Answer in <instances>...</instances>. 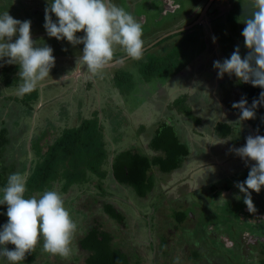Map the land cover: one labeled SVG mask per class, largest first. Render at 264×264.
I'll return each instance as SVG.
<instances>
[{
  "label": "rangeland",
  "instance_id": "374dc122",
  "mask_svg": "<svg viewBox=\"0 0 264 264\" xmlns=\"http://www.w3.org/2000/svg\"><path fill=\"white\" fill-rule=\"evenodd\" d=\"M127 1L113 0V3L124 7L138 21L142 22V39L144 44L149 45L170 32L189 26L194 14L201 11L200 9L204 7L206 0H141L132 7ZM48 2L49 0H0V8H2L0 13L8 11L15 19L30 20L31 36L36 45L50 46L55 57V66L52 68L50 76L42 81L38 87L40 97L36 102L37 104L33 103V105L36 104V108L32 113H27L28 111L22 101L25 96L21 97L17 94V86L20 80L16 78L14 85L6 87L1 79L4 68L0 67V129L7 128L14 137V143L12 140V149L10 150L11 155L21 150L22 146L27 148L21 158L25 163L28 161V166H31L30 161L36 155L33 150H28L33 139H44L42 146L45 150L60 136L65 127H75L84 118L97 117L103 122L105 126L103 136L109 140L112 148H134L143 154L146 150L143 143L147 139L148 133L152 136L153 131L162 126L161 123L165 119L169 117V120H173L171 116L173 114H178V117L175 116L174 118L177 121L178 119L183 121L181 124L185 129L192 126L190 137L193 139H188V143L192 147L200 140H203L202 145L207 147H211L210 144L216 145V138L207 133L211 130V125L214 126L215 124L213 121L215 116H219L217 119L226 118L229 121L233 120L235 116L239 120V109L235 110L232 107L231 110H228L227 107H223L222 110H219L216 109L217 102L221 100V94L222 100L224 99L223 101L230 107V104L240 101L242 97L247 99L246 92L242 91L240 87L244 89L250 87L239 82L234 75L229 77L228 74H225L223 79H218L213 62L229 58L236 46H239L242 57L247 53L248 50L244 46V38L241 35L245 26L242 23V15L243 11L244 15L250 14L252 0H226L224 2L220 0L212 12V16L217 18L219 15V13H215L217 9L220 12L219 17H226L230 11L234 12L228 19L218 18L211 24L206 23L203 26L201 24L192 29L172 34L144 53L141 60H125L119 67L105 68L96 77H91L83 66L77 65V59L82 55V44L73 46L66 40L58 41L56 38H50L47 35L44 28V16ZM167 7L174 8V10H168ZM53 20H56L54 15ZM207 22H210L209 19ZM82 35L83 32L77 33V36ZM213 37H216L215 43ZM121 56L125 55L122 50L117 49L114 60L122 58ZM156 58L161 60L158 72H167L170 68L173 75L163 77L162 75L165 74L158 72L153 76L146 74L145 67ZM15 70L14 75L18 77L19 67L18 69L15 67ZM121 77H124L125 80L121 81ZM222 80L235 84L230 99L228 96H223L225 95L223 90L220 93L219 86L222 84ZM242 84L243 86H240ZM184 95L188 96L187 101L190 108L188 112L184 111L185 114L182 115L180 108L175 106V101ZM170 106L173 109H170ZM195 120L202 122L196 123ZM251 134V132L245 133V138L239 136L240 141L246 143V137ZM230 142L231 140L218 142L217 148L222 150L223 155L214 152L215 156H208L200 161L196 159L195 165L186 171L188 176L172 179L170 183L167 182V186L163 182V190L160 179L155 178L154 189L146 198L138 195L131 186L118 183L113 174L106 171L107 176L103 180L96 175L90 179L89 169H85L84 172L78 171L79 173L73 177L74 179L72 178L70 184V187L76 186L71 193H67L65 188V186H69V184L67 185L69 181L67 174L65 178L59 179L60 181L54 185L51 183L46 189L56 190L62 195L65 207L78 225V229L73 237L70 257L67 259L59 257L62 262H55L54 255L46 253L49 262L46 259L45 261L49 264H85L86 256L80 250L83 253L81 255L76 242L83 238L85 232L89 230L90 225L95 220L92 218L93 216H97L96 218L101 221L105 230H110L114 235L123 237L122 229L115 226L117 223L114 219L106 214L103 215L102 208H99L98 202L103 201L112 204L118 210L126 211L124 213L130 216L129 224L140 225L139 230L141 232L146 229L147 222L150 224L146 229L147 231H151L153 228L156 231L157 225H161L162 233L168 242L165 246V252L164 249L158 251L160 264H175L176 260H179V264H195L193 261L181 260L183 259L182 256L189 257L193 249V246H190L187 241L189 235L186 234L185 228L182 229L188 224L183 223L181 226H177L171 216V206L162 204L173 196L171 198L173 202L170 204L175 206L180 202L177 198L183 197L188 201L187 206H191L188 212L197 214L196 207H201L196 206L198 202H208L211 206H202L203 210H212L217 215V218H214L215 215L210 216L209 221L215 223L216 220H222L225 223L226 232L232 234L236 226V220H233L235 215L231 205L232 200L225 201V203L216 200L210 194L211 184L209 180L211 176L215 180H219V173L225 172L222 174L228 175L230 167H233V175L227 178L233 183L237 181L236 175L246 173L255 162L249 161L246 166L239 156L229 151L230 148H233L229 144ZM239 145L234 147L239 148ZM196 150L199 149L196 148ZM199 151L205 157L204 151ZM221 167L226 168V170ZM227 167H229V171H227ZM68 171L71 172L69 169ZM198 171L204 172L203 178L201 181L198 179L200 182L193 183L190 179L201 174L200 172L194 176ZM18 173L23 175L25 180L30 174L27 170L18 171ZM207 176H209L208 179H205ZM77 177L84 179L81 184H78L79 179ZM185 181L189 185H184ZM224 181L221 179L215 182ZM93 182L101 183L104 195L98 188L94 187ZM174 182L178 183L175 184ZM202 185L205 187L200 189ZM235 189L239 191L237 187ZM164 192H167L168 195ZM239 194L241 193L239 192ZM236 203H238L237 200ZM6 211L7 205H0V213H4L3 217L7 218ZM138 211L145 212L147 217L138 219ZM155 215L157 218H154ZM2 223L5 224V220H2ZM125 224L127 223L125 222ZM246 228L249 229V226L247 225ZM129 229L132 230V228ZM119 240L120 244L127 246L137 243L131 239ZM159 241L157 238L156 242ZM141 242L145 245L149 244L146 236ZM39 245L42 247V240L37 244L35 250ZM214 246L219 248L220 245L216 243ZM7 247L9 248V245ZM207 252H209L210 257L216 256L213 251ZM220 252H224L226 255L233 254V251H226L223 246ZM138 254L142 264L155 262L153 254L145 251Z\"/></svg>",
  "mask_w": 264,
  "mask_h": 264
},
{
  "label": "trees",
  "instance_id": "16d2710c",
  "mask_svg": "<svg viewBox=\"0 0 264 264\" xmlns=\"http://www.w3.org/2000/svg\"><path fill=\"white\" fill-rule=\"evenodd\" d=\"M160 61L159 58L153 59V62L145 67V73L149 76H153L159 71ZM0 64H3L2 67L4 68L1 75L2 81L6 84V87L14 85L13 83L15 79H19V77L14 75L16 71L15 67L18 69V65L6 64L3 61H0ZM170 70L171 69L169 68V71L167 72L161 71L158 73L165 74L162 75L163 77L167 75L171 76L173 74ZM120 80L123 81L125 79L124 77H121ZM234 85L235 84L233 83H227L222 80V84L219 86L220 93L223 90L225 94L223 96H228L230 99L233 94L232 91ZM247 85H249L250 88L244 89L243 87H240V89L246 92L248 106H250L253 99L259 98L260 92L264 91V89L253 87L251 84ZM240 86H243V84ZM24 96L25 97L22 101L28 111L27 113H32L35 110L36 102L40 97V90L37 88L32 93ZM220 98L221 100L217 102L218 108L215 106L216 109L222 110L223 107H227L228 110H231V105L233 104H230L229 107L226 105V102L223 101L224 99L222 100L221 94ZM187 100L188 96L184 95L182 97L180 96L175 101V106L180 108L179 110L182 112V115L185 114L184 111L188 112V109L190 108ZM33 103L36 104L33 105ZM170 109L173 108L170 106ZM255 111L256 115L254 119L245 120L239 123L237 119L229 121L226 118L217 119L219 116H215L213 119L215 124L214 126L211 125V130L207 132L216 138V145L210 144L211 147H208L210 154L214 155V152H219V155L222 153V150L217 148L218 142L221 143L225 140H231L229 143L231 146L234 147L235 145L240 144L239 147H241V145H244L245 139L243 140L244 142H241L239 136L244 137L245 133L251 132L252 136H264V104H261ZM171 116L173 117V120H169L168 117V119H165V121L161 123L162 126H159L153 131L154 135H147V139L143 143L146 148L144 154L143 152H138L134 148H119L121 150L118 148H112V145L108 142L109 140H106V137L103 136L105 128L103 122L97 117L84 118L80 121V124H77L75 127H65L60 136L49 144L45 150L42 146V141L44 139H33L30 148L28 149L30 151L33 150L36 153L32 158V161H30L31 166H28V161L25 163L21 158L27 148L22 146L23 148H21V150L11 155L10 150L12 149V140L14 143V137L10 134L7 128L0 129V188H3L6 185L7 178L10 174L27 170L30 174L26 180V197L39 196L47 186L51 183L54 185L60 181L59 179L65 178L66 174L69 180L67 182V185L69 184V186H65L68 190H66V192L71 193L74 187H76H70L72 178L79 172H84L85 169H89L90 179H92L93 175H96L103 180L107 176L105 171L109 172L110 174H113L118 183L127 185L128 187L131 186L138 195L142 198H146V196L154 189L155 178L160 179L161 189L162 187L164 189L163 182H165L167 186V182L170 183L172 179L183 178V176L189 175L186 171L191 167L190 162L194 156H199L197 159H200L201 157L206 159L208 157L206 153V155L204 154L205 157H203L201 153H193V147L188 143L191 127L185 129L181 124L183 121L181 122L180 119H178V121L175 120L176 118L174 117H178V114H173ZM201 122L202 121H196V123ZM68 169L71 172H69ZM248 172L249 170L244 174H240L236 180L243 182L246 180ZM163 176L165 178H162ZM78 179V184H81L84 180L82 178ZM212 180L214 179H211L210 181ZM174 183L176 184V182ZM92 184L95 188H98L101 191L102 195H104L101 183L97 184L96 182H93ZM218 184V182H215V185H211L213 186L211 189L216 193L214 195L216 198L222 196V191L225 190L221 185L220 186L223 189H220L219 186H217ZM224 185L227 186L226 189H230L232 183L228 180L227 182H224ZM173 189L175 190V188ZM164 193L168 195L167 192ZM171 198H173V196H171ZM171 198L162 205L171 206L172 209V206L174 205L170 204L173 202V199ZM177 199L180 202L175 206L188 205V201L183 197H178ZM100 202H98V204H100L99 208H102L103 215L106 214L114 219L117 223L115 226H119L120 229H122L123 237L121 238L120 235H114L110 230H105L102 227L103 225L101 224V221L96 218L97 216H93L92 218L95 220L90 225L89 230L85 232L83 238L76 242L79 252L81 250L86 256L85 264H142L138 254L141 251L153 254V259L155 260L153 264H160L158 260V251L164 249L165 252V246L168 242L167 238L162 233L163 228L161 225H157L156 231L154 228L151 231H147L146 229L150 226L147 222L146 229L141 232L139 230L140 225L129 224L130 216L124 213L126 211L122 209L118 210L110 203L103 201ZM188 207L189 208L186 212H177L178 210L174 211V221L177 226H181L189 219L190 213L188 211L191 206ZM0 214V225H3L2 220H5L6 223L7 218L5 216L3 217L4 213ZM145 217H147L145 212L142 213L138 211V219H145ZM154 218H157V216L155 215ZM154 218H152V221H154ZM125 222L127 224H125ZM206 227L207 226L200 221L191 229L189 227H182V229L185 228L186 234L190 235V238L187 239L189 245L194 246L191 250V255L189 257L182 256L183 259L181 260L193 261L195 264L202 261L201 264H203L206 261L205 259L211 258L207 251L212 248L203 244L206 238ZM129 228H132V230ZM144 236L149 240V244L147 245L141 242ZM157 238L160 240L158 243L156 242ZM119 239H131L137 243L131 246L122 245L120 244ZM12 248H14V246L9 244V249L11 250ZM82 252H80L81 255L83 254ZM213 253H215V257L221 256L218 260L222 263L224 262V252L213 251ZM45 259L47 261L46 253H42L39 245L37 250L27 254L25 260L21 262V264H49L47 263L49 261L46 262ZM54 261L62 262L59 256H54ZM0 264H8V262L5 259L0 258ZM175 264H179V260H176Z\"/></svg>",
  "mask_w": 264,
  "mask_h": 264
},
{
  "label": "clouds",
  "instance_id": "9594fccd",
  "mask_svg": "<svg viewBox=\"0 0 264 264\" xmlns=\"http://www.w3.org/2000/svg\"><path fill=\"white\" fill-rule=\"evenodd\" d=\"M242 16L245 26L241 35L247 53L242 57L236 46L229 58L214 61L213 67L218 79L225 74L234 75L241 83L264 89V0H252L250 14L244 15L243 11ZM44 20L50 38L66 40L73 46L83 45L77 65L83 66L91 77L98 76L114 60L117 49L129 59L143 58L142 22L113 0H49ZM80 32L83 35L77 36ZM212 39L215 43L216 37ZM0 61L18 65L17 94L21 97L35 91L55 66L53 49L37 46L32 39L31 21L15 19L8 11L0 13ZM261 104L264 91L250 106L244 97L234 102L232 107L240 110L238 123L254 119ZM229 151L246 166L249 161L255 162L246 180L235 184L243 193L247 210L255 213L251 193L259 194L264 187V136L249 135L244 146ZM26 191V180L18 172L10 174L6 185L0 188V205H7V222L0 226V258L8 264H21L42 240V253L67 259L72 254L78 225L65 207L62 195L46 189L39 197H26ZM9 244L14 248L10 250Z\"/></svg>",
  "mask_w": 264,
  "mask_h": 264
},
{
  "label": "flooded vegetation",
  "instance_id": "af4514ba",
  "mask_svg": "<svg viewBox=\"0 0 264 264\" xmlns=\"http://www.w3.org/2000/svg\"><path fill=\"white\" fill-rule=\"evenodd\" d=\"M141 0H128L127 3H129L131 5V7L133 5H137V3H139ZM220 0H213L210 3V0H206L204 3V7L202 9H200V12H197L194 14V17L192 18V22L191 24H193L195 21H198L200 16L203 14L204 10L206 7L207 11L206 13L203 15L202 19H200V21L195 25H201L203 26L206 25V23H213L215 22V20L219 19H228L229 16H231L232 14H234V12L230 11V14L227 15L226 17H219L220 12L217 9V11L215 13H219V15L217 16V18L215 16H212V12L215 10V6L218 4ZM226 0H222V2H224ZM245 6V5H243ZM249 6V5H248ZM246 7V6H245ZM248 8V7H247ZM168 10L172 9L174 10V8H168ZM249 13V12H248ZM211 17V18H210ZM236 17V15H235ZM209 19L210 22H207V20ZM190 24V25H191ZM195 26H193L192 28H194ZM191 28V29H192ZM214 32V30H213ZM153 44V43H152ZM151 43L149 45L144 44V48L151 46ZM154 46L148 48L147 50L144 51V53H146L147 51H149L150 49H152ZM122 58H119L117 60H113L114 61H118V60H122L124 58H127L126 56H121ZM126 60H129V58H127ZM122 63H120L119 65H116L112 68L115 67H119L121 66ZM110 69V68H107ZM235 112V111H234ZM234 119H237L234 116ZM238 121V119H237ZM204 143L203 140H200V142L196 143L195 146H193V153L198 152L199 150H203L204 153L207 154V156H215V155H211L210 152L208 151V147L206 145H202ZM196 148H198L199 150L197 151ZM198 153H201L200 151ZM223 155V153H221ZM199 157V156H198ZM196 156H194L192 158V161L190 162V166L195 165L194 161L198 158ZM204 158H200L197 160H203ZM198 162V161H197ZM223 168V167H221ZM226 170V168H223ZM229 167H227V171ZM188 170V169H187ZM236 170V169H235ZM249 170V169H248ZM201 171H198L194 174L197 175L198 173H200ZM236 172H238V170H236ZM187 173V172H186ZM222 173L225 172H221L219 173V180H215L212 176L210 177L211 179H214L212 181H210L211 185H215V181H220L225 180L224 182H227L229 177H231L233 175V167H230V171L228 173V175H224ZM203 174L204 172H201V174H198V176L194 177V179H190V181L194 182H200L203 178ZM210 175V174H209ZM209 176L205 177V179H208ZM239 177V175H236V178ZM177 179V178H174ZM198 179L200 181H198ZM189 180V179H188ZM179 182V181H178ZM177 182V183H178ZM224 182L219 183L225 190L222 191V196L216 198L214 197V195L216 194L210 186V194L217 200H220L221 197H223V199L221 200L223 203H225V201H231V205L233 206V214L235 215L233 220H236V226L234 231L232 232V234L227 233L226 232V227H225V223L220 220H216L215 223H211L209 221L210 216L215 215L214 218H217L216 212L212 211V210H208V211H204L202 206H211L210 203L208 202H198V204L196 206H201V207H196L197 210V214H189V219L186 221V223L188 224L187 226H184L186 228H193L194 226H196V224L200 221L203 222L207 227H206V238L205 241L203 242V244L205 246H209L213 250L214 252H220L223 246V249L228 250V251H233V254L231 255H226L224 254L223 256H225L224 262H220L218 259L221 258V256H217V257H211L209 259H205L206 261L203 264H264V187H262L261 191L259 194L252 192V199H253V203L254 206L256 208V212L255 213H250L247 210V206L244 204L243 202V195L242 193L239 194V191L236 190V182L239 181H234L232 183V186L230 189H226V185H224ZM176 183V184H177ZM186 181L184 183V185H186ZM183 185V186H184ZM189 185V184H187ZM220 185L219 186L220 189H223ZM203 187H205L204 185L201 186L200 189H202ZM176 189V188H175ZM229 199V200H228ZM236 200L238 201V203H236ZM189 207L188 206H172V214L171 216L174 218V211L177 212H186L187 209ZM176 213V212H175ZM190 213V212H189ZM249 226V229L246 228V226ZM211 230V232H209ZM189 235V234H187ZM190 238V235L188 237V239ZM216 243H219V248H216L214 245ZM194 246V245H193ZM236 253V254H234ZM202 262V261H201ZM198 263V264H201Z\"/></svg>",
  "mask_w": 264,
  "mask_h": 264
},
{
  "label": "water",
  "instance_id": "95a60500",
  "mask_svg": "<svg viewBox=\"0 0 264 264\" xmlns=\"http://www.w3.org/2000/svg\"><path fill=\"white\" fill-rule=\"evenodd\" d=\"M212 1H213V0H210V3H211ZM207 8H208V7L205 8L203 14L200 16V18H199L198 21H195L193 24H191V25H189V26H187V27H185V28H182V29H179V30H176V31H173V32H170V33L164 35L163 37H161V38H159L158 40H156L155 42H153V44H152L151 46L145 47V48H144V51L147 50L148 48L154 46L156 43L162 41L164 38H166V37H168V36H170V35H172V34L180 33V32H183V31H185V30H189V29H191L193 26H195V25L200 21V19H202L203 15H204V14L206 13V11H207ZM126 59H127V58H124V59H122V60H118V61L111 62V63L106 67V69H107V68H112V67H114V66H116V65H119L120 63H123Z\"/></svg>",
  "mask_w": 264,
  "mask_h": 264
},
{
  "label": "crops",
  "instance_id": "0c3cea01",
  "mask_svg": "<svg viewBox=\"0 0 264 264\" xmlns=\"http://www.w3.org/2000/svg\"><path fill=\"white\" fill-rule=\"evenodd\" d=\"M191 130H192V126H191V129H190V131H191ZM150 131H152V130H150ZM148 135H149V133H148ZM188 137H189V136H188ZM190 138H191V139H193L192 137H190ZM190 138H189V139H190Z\"/></svg>",
  "mask_w": 264,
  "mask_h": 264
}]
</instances>
